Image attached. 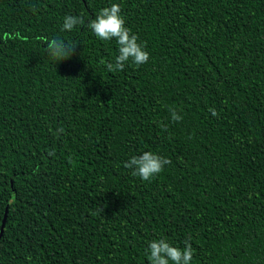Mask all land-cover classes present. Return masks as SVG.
Masks as SVG:
<instances>
[{
  "label": "trees",
  "instance_id": "1",
  "mask_svg": "<svg viewBox=\"0 0 264 264\" xmlns=\"http://www.w3.org/2000/svg\"><path fill=\"white\" fill-rule=\"evenodd\" d=\"M112 3L146 64L107 70L87 24ZM144 151L171 161L150 182L124 167ZM160 237L264 264V0H0V264H150Z\"/></svg>",
  "mask_w": 264,
  "mask_h": 264
},
{
  "label": "clouds",
  "instance_id": "2",
  "mask_svg": "<svg viewBox=\"0 0 264 264\" xmlns=\"http://www.w3.org/2000/svg\"><path fill=\"white\" fill-rule=\"evenodd\" d=\"M84 24L85 20L82 15H66L61 31L71 32L78 25ZM87 27L99 40L110 41L114 38L118 44L119 54L115 57V62L106 63L108 71H123L129 62L140 66L149 61L150 53L146 50V45L142 44L138 35L133 34L132 30L126 26V19L122 15L120 4L112 3L110 7L102 8L96 18L88 22ZM46 45L48 56L56 63L70 59L76 49V44L66 43L60 38L47 40ZM170 111L173 122L183 119L175 109ZM210 111L213 116H218L214 108ZM160 127L163 131L168 130L164 123H161ZM58 132L63 133L64 129L60 128ZM50 155H54V153H50ZM170 163L168 158L158 153L144 151L140 155L131 157L125 162L124 167L129 169L134 177L150 182ZM193 256L194 249L191 242L187 240L183 248L174 246L165 237L149 242L148 260L150 264H191Z\"/></svg>",
  "mask_w": 264,
  "mask_h": 264
}]
</instances>
